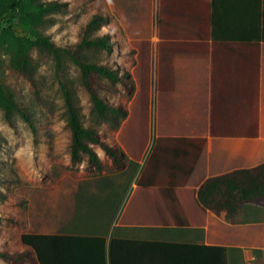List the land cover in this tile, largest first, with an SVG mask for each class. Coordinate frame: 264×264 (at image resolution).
<instances>
[{
  "label": "crops",
  "instance_id": "0c3cea01",
  "mask_svg": "<svg viewBox=\"0 0 264 264\" xmlns=\"http://www.w3.org/2000/svg\"><path fill=\"white\" fill-rule=\"evenodd\" d=\"M121 1L118 8L125 9ZM146 1L153 15L169 12L186 21V28L162 41L168 70L161 77L169 85L167 103L175 107L157 111V119L167 121L165 136L176 139L181 154H173L160 179L165 156L157 167L147 163L146 177L143 172L141 182L132 183L125 205V188L116 181L88 183L84 218L76 189L49 210L40 207L42 222H49L41 232H49L50 240H40L48 246L49 264H110L112 237L154 242L138 246L130 264H207L197 245L227 247L228 264H255L264 256V221H257L264 217V200L246 204L242 222L231 223L225 212L202 210L197 193L209 177L264 163V41L214 40L213 0ZM135 114L129 130L147 124V111ZM124 140L130 152L124 162L142 163L146 154L136 158ZM33 254L35 264H44Z\"/></svg>",
  "mask_w": 264,
  "mask_h": 264
},
{
  "label": "rangeland",
  "instance_id": "374dc122",
  "mask_svg": "<svg viewBox=\"0 0 264 264\" xmlns=\"http://www.w3.org/2000/svg\"><path fill=\"white\" fill-rule=\"evenodd\" d=\"M65 1L68 6L54 14L43 26L44 33L58 44L72 47L79 42L84 25L94 14L105 16L107 21L101 25L100 32L113 35L117 41L116 50L112 53L91 51L89 57L129 72L134 88L130 91L127 86L95 79L94 85L102 96L111 104L122 105L127 112L125 117L103 121L94 114L80 70L73 62L65 61L63 71L59 72L51 54L35 51L33 56L37 69L32 80L24 73L13 70L9 57L0 51V78L30 110L38 130L35 140L31 127L18 114L14 115L11 124L0 110V248H10L11 251L32 248L44 264H49L48 246L40 240H50V233L41 232L49 228V222H42L40 207L49 210L53 203L63 197H71L79 190L78 215L84 218L88 209L84 200L88 183L104 187L116 181L121 189L125 188L121 192V196L126 195L125 205L132 183L141 182L145 166L153 164L149 157L157 138L169 133V128L165 126L167 121H163V116L158 120L157 111L163 107H175L167 103L169 85L161 77V72L168 70L163 62L162 41L166 34L186 28V21H179L177 15L168 12L165 16L158 11L153 15L146 6V0H125V9L118 8L122 5L121 0ZM16 28L19 29L18 25ZM61 79L76 96L84 122L95 127L106 142L125 154L130 152L122 139L139 117H134V113L142 117V111H147L142 153L146 157L142 163L126 161L125 167L119 169L96 145L95 150L102 154L100 169L88 170L84 163L71 162V133L66 124ZM160 162L158 157L154 161L156 167ZM75 225L82 227L86 224ZM257 263L264 264L263 255L258 256ZM0 264L7 263L0 260Z\"/></svg>",
  "mask_w": 264,
  "mask_h": 264
},
{
  "label": "trees",
  "instance_id": "16d2710c",
  "mask_svg": "<svg viewBox=\"0 0 264 264\" xmlns=\"http://www.w3.org/2000/svg\"><path fill=\"white\" fill-rule=\"evenodd\" d=\"M67 6L68 2L65 0H0V51L9 57L10 67L13 70L24 73L32 80L37 69L33 56L35 51L51 54L59 72L63 71V63L70 60L80 70L97 118L112 121L118 116L125 117L126 109L120 104H111L94 85L95 79H103L113 84L127 86L130 91L134 88L129 72L89 57L91 51L112 53L116 50L117 41L113 35L100 32L101 25L107 21L106 17L94 14L84 25L79 42L72 47L62 46L44 33L43 26L54 14L61 12ZM17 25L19 29L16 28ZM212 37L218 41H264V0H213ZM60 84L66 124L71 133V162L84 163L88 170L100 169L102 161L94 148L96 145L102 149L113 165L119 169L125 167V153L106 142L95 127L84 122L76 96L65 80L61 79ZM0 110L11 124L14 115L18 114L29 124L36 140L38 130L34 117L6 87L1 78ZM134 117L137 115L135 114ZM143 123H146L145 118ZM145 139V126L142 125L131 128L124 142L130 147L132 154L139 158L144 149ZM175 141L176 139L167 136L157 138L151 160L156 161L161 155L167 159L160 169L159 179L173 154H181L180 147ZM146 175L144 172L143 177ZM258 200H264V163L253 168L236 169L209 177L201 184L197 193V203L202 210H210L218 215L225 212L226 219L231 223H241L240 214L248 208L246 204ZM255 209L258 210L259 207ZM246 217L250 218L248 215ZM257 221H264V217ZM153 243L112 237L109 245V262L130 264L133 252L135 254L138 246ZM197 247L205 250L204 262L207 264H228L227 247L206 245H197ZM0 260L7 264L36 263L33 251L29 248L21 251L0 248Z\"/></svg>",
  "mask_w": 264,
  "mask_h": 264
}]
</instances>
